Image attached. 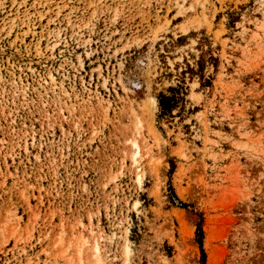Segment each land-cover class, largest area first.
I'll return each instance as SVG.
<instances>
[{
    "label": "rangeland",
    "instance_id": "374dc122",
    "mask_svg": "<svg viewBox=\"0 0 264 264\" xmlns=\"http://www.w3.org/2000/svg\"><path fill=\"white\" fill-rule=\"evenodd\" d=\"M0 264H264V0H0Z\"/></svg>",
    "mask_w": 264,
    "mask_h": 264
}]
</instances>
